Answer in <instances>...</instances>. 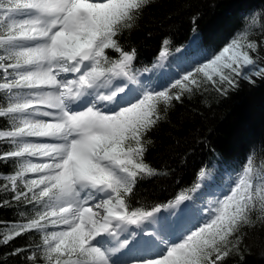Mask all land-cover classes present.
<instances>
[{
  "label": "snow or ice",
  "instance_id": "obj_1",
  "mask_svg": "<svg viewBox=\"0 0 264 264\" xmlns=\"http://www.w3.org/2000/svg\"><path fill=\"white\" fill-rule=\"evenodd\" d=\"M155 3L0 0V164L13 168L0 173V208L19 217L0 249L25 241L0 264H245L248 230L264 228V173L251 159L206 211L185 192L150 210L132 201L140 181L167 175L145 158L170 111L264 81V24L253 16L213 53L194 41L175 74L153 79L170 40L142 69L126 42Z\"/></svg>",
  "mask_w": 264,
  "mask_h": 264
},
{
  "label": "trees",
  "instance_id": "obj_2",
  "mask_svg": "<svg viewBox=\"0 0 264 264\" xmlns=\"http://www.w3.org/2000/svg\"><path fill=\"white\" fill-rule=\"evenodd\" d=\"M253 16L264 24V0H156L144 13L126 47L137 50L136 68H152L163 40H170L172 54L167 66L175 72L183 60L194 54V41L209 53L219 51L248 27ZM177 48L181 51L176 52ZM152 71L159 74L160 68ZM256 79L255 85L243 82L238 91L227 97L210 91L169 112V119L152 133L154 147L145 158L167 175L140 181L132 201L134 207L150 210L174 201L181 192L193 195L189 190L200 183L201 170L209 173L207 184L217 183L225 188L236 181L249 159L258 172L264 173V81ZM6 126L0 118V128ZM12 171L10 165L0 164V173ZM205 199L215 206L214 197L208 195ZM18 219L16 209L0 208V231H7L5 224L12 225ZM245 242L249 246L245 264H264V228L249 229ZM24 243L18 238L0 252ZM10 264L18 261L10 258Z\"/></svg>",
  "mask_w": 264,
  "mask_h": 264
},
{
  "label": "rangeland",
  "instance_id": "obj_3",
  "mask_svg": "<svg viewBox=\"0 0 264 264\" xmlns=\"http://www.w3.org/2000/svg\"><path fill=\"white\" fill-rule=\"evenodd\" d=\"M149 74L150 73H147L146 75L150 76ZM205 175H208V174L205 173ZM205 182H206V178H205V180L204 179L201 180V183H200L201 187L197 190V192L199 191V195L197 196L196 194H198V193L195 192V194L192 196L193 197L192 203H194V206L196 209H204L206 211L209 205L208 204L205 205L206 204V201L204 198L205 193H202L203 184H205ZM234 183H235V181L232 182L230 184V186L228 187V189H226L224 191L216 189L218 184L216 186H214L213 188H211L210 185H207V188L208 187L210 188V191H211L210 193H212L216 197V200L217 199H223L224 195L228 194L231 187L234 186ZM167 210L168 211H161L163 213V217H167L169 215L170 209H167ZM204 215H205V212H200L197 214L198 218H203Z\"/></svg>",
  "mask_w": 264,
  "mask_h": 264
},
{
  "label": "bare ground",
  "instance_id": "obj_4",
  "mask_svg": "<svg viewBox=\"0 0 264 264\" xmlns=\"http://www.w3.org/2000/svg\"><path fill=\"white\" fill-rule=\"evenodd\" d=\"M183 203H184V204H188L189 201H184ZM181 206H183V205H181ZM161 211H168V210L166 209V210H161ZM158 217H159V218H163V213H162V212L159 213V214H158ZM145 227H146V229H147L148 231H152V230H153V228H152V227H149L147 224L145 225Z\"/></svg>",
  "mask_w": 264,
  "mask_h": 264
}]
</instances>
